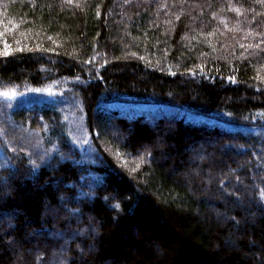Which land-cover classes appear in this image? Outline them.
<instances>
[{
  "label": "trees",
  "instance_id": "trees-1",
  "mask_svg": "<svg viewBox=\"0 0 264 264\" xmlns=\"http://www.w3.org/2000/svg\"><path fill=\"white\" fill-rule=\"evenodd\" d=\"M0 90V264H264V0H0Z\"/></svg>",
  "mask_w": 264,
  "mask_h": 264
},
{
  "label": "rangeland",
  "instance_id": "rangeland-1",
  "mask_svg": "<svg viewBox=\"0 0 264 264\" xmlns=\"http://www.w3.org/2000/svg\"><path fill=\"white\" fill-rule=\"evenodd\" d=\"M47 93H49V91H43V90H38L34 93V95H39V96H42V95H46ZM20 95L14 91H4V90H0V99H8V100H14V99H20ZM6 183H4L5 185ZM2 197V195H1ZM38 235V238H39V234ZM80 236V235H78ZM70 240H74V238H71ZM27 254H30V252H27ZM18 261L20 262V264H22L23 262H25L24 260V257L23 256H19L18 257ZM25 264V263H23Z\"/></svg>",
  "mask_w": 264,
  "mask_h": 264
}]
</instances>
